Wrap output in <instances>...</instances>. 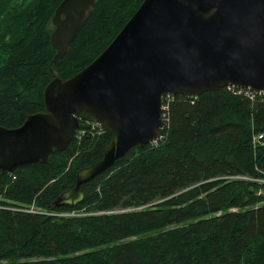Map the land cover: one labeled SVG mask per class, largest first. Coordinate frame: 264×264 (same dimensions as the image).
<instances>
[{
    "label": "trees",
    "instance_id": "1",
    "mask_svg": "<svg viewBox=\"0 0 264 264\" xmlns=\"http://www.w3.org/2000/svg\"><path fill=\"white\" fill-rule=\"evenodd\" d=\"M61 1L0 0L2 126L45 110ZM141 1L95 0L55 74L90 63ZM88 119L79 115L84 134L48 162L0 172V264H264V143L253 144L264 131V96L226 87L170 96L156 142L83 183L80 202L56 206L114 138ZM72 211L80 214L56 215Z\"/></svg>",
    "mask_w": 264,
    "mask_h": 264
},
{
    "label": "water",
    "instance_id": "2",
    "mask_svg": "<svg viewBox=\"0 0 264 264\" xmlns=\"http://www.w3.org/2000/svg\"><path fill=\"white\" fill-rule=\"evenodd\" d=\"M94 4H58L45 110L17 127L0 125V172L6 174L64 150L80 128L79 115L113 134L102 157L76 172L74 186L58 196L56 206L80 202L83 183L130 148L159 137L165 95L197 97L227 86L264 91V0H142L97 57L61 79L52 65L64 57Z\"/></svg>",
    "mask_w": 264,
    "mask_h": 264
},
{
    "label": "built area",
    "instance_id": "3",
    "mask_svg": "<svg viewBox=\"0 0 264 264\" xmlns=\"http://www.w3.org/2000/svg\"><path fill=\"white\" fill-rule=\"evenodd\" d=\"M226 88L229 89L230 91H232L233 93L244 94V95H246L247 97H249L251 99H253V97H255V95H262V96H264V91L263 92H260V93H256V92L252 91L249 88H238V87H235V86H227ZM170 96H172V95H165L163 97V100H162L161 116H162L163 124L165 122V118L167 117L168 102H169ZM189 97H193V96H189ZM101 126L102 125L100 123H98V122H95V121H92L91 122V127L92 128L99 129ZM84 132H85L84 130H80L79 129L77 131V133H76L75 136L76 137H80L82 134H84ZM159 138H160V135H159V137L157 139L153 140L151 143L156 142ZM263 143H264V131L255 134L254 137H253V144H263ZM260 181L264 182V179L263 180H260ZM79 214L80 213L75 212V211L66 212V213L65 212L56 213V215H59V216H75V215H79Z\"/></svg>",
    "mask_w": 264,
    "mask_h": 264
},
{
    "label": "rangeland",
    "instance_id": "4",
    "mask_svg": "<svg viewBox=\"0 0 264 264\" xmlns=\"http://www.w3.org/2000/svg\"><path fill=\"white\" fill-rule=\"evenodd\" d=\"M50 27L53 29L52 23H50ZM30 211H33V208H30ZM44 213H49V212H44Z\"/></svg>",
    "mask_w": 264,
    "mask_h": 264
}]
</instances>
